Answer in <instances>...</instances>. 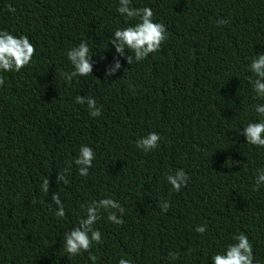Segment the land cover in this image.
Wrapping results in <instances>:
<instances>
[{
	"label": "trees",
	"instance_id": "1",
	"mask_svg": "<svg viewBox=\"0 0 264 264\" xmlns=\"http://www.w3.org/2000/svg\"><path fill=\"white\" fill-rule=\"evenodd\" d=\"M0 264H264V0H0Z\"/></svg>",
	"mask_w": 264,
	"mask_h": 264
}]
</instances>
